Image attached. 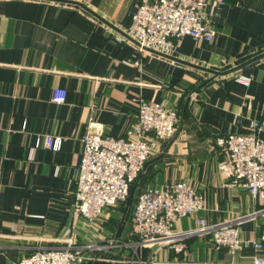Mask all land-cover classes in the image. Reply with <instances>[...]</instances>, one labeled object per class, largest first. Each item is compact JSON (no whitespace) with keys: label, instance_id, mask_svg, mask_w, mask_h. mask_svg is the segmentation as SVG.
Here are the masks:
<instances>
[{"label":"crops","instance_id":"crops-1","mask_svg":"<svg viewBox=\"0 0 264 264\" xmlns=\"http://www.w3.org/2000/svg\"><path fill=\"white\" fill-rule=\"evenodd\" d=\"M135 8L136 0H0V264L62 245L67 228L76 244L115 236L122 215L111 225L72 214L76 166L89 123L129 136L139 100L163 104L178 120L172 137L156 140L135 190L185 181L204 209L174 228L237 219L242 239L231 253L209 234L194 235L185 252L159 256L166 264L264 261V247L251 243L264 228V199L226 184L215 143L246 132L251 120L264 126V56L236 68L264 53V0H206L212 39L185 36L169 55L138 51L125 36ZM55 89L65 91L60 103ZM56 136L58 150L39 146L29 158L36 139Z\"/></svg>","mask_w":264,"mask_h":264},{"label":"built area","instance_id":"built-area-1","mask_svg":"<svg viewBox=\"0 0 264 264\" xmlns=\"http://www.w3.org/2000/svg\"><path fill=\"white\" fill-rule=\"evenodd\" d=\"M206 0H136V8L124 30L137 44L138 51L150 49L171 54L185 36L209 41L215 34L204 15ZM123 41V36L116 38ZM65 91L55 89L52 100L60 103ZM176 113L155 101H138L136 121L129 136H110L94 131V123L81 138L82 149L76 166V186L72 214L93 222L110 207L123 204L130 184L135 183L151 157L157 139L174 135ZM62 137L36 139V147L58 150ZM221 153L219 166L229 178L228 186L245 188L255 201L264 199V126L251 120L246 132L228 133L215 141ZM204 209V197L185 181L137 191L130 208L129 234L124 240L110 236L85 244H76L71 229L64 233L60 246L39 247L22 257L17 264H84L89 260H108L121 264H166L159 256L162 249L183 253L187 239L209 234L214 247L239 249L242 239L237 219L208 225L202 218L195 228L176 230L175 223ZM264 212V210H262ZM260 211L251 215L256 216ZM255 249L264 247V228ZM191 264L192 260L184 261ZM254 264H264L259 257Z\"/></svg>","mask_w":264,"mask_h":264},{"label":"water","instance_id":"water-1","mask_svg":"<svg viewBox=\"0 0 264 264\" xmlns=\"http://www.w3.org/2000/svg\"><path fill=\"white\" fill-rule=\"evenodd\" d=\"M262 56H264V53H261V54H258L252 57L248 61H245L241 65H238L236 68L242 66L243 64H246L247 62L258 59ZM212 72L217 73V74L219 73L217 71H212ZM135 188H136V182L130 184L128 187L127 197L124 201V211L121 217L120 225L118 226L117 231L115 233V237L120 240H124L126 238V235L129 229L128 215H129L130 208L133 204ZM84 264H121V263L100 259V260H89L85 262Z\"/></svg>","mask_w":264,"mask_h":264},{"label":"rangeland","instance_id":"rangeland-1","mask_svg":"<svg viewBox=\"0 0 264 264\" xmlns=\"http://www.w3.org/2000/svg\"><path fill=\"white\" fill-rule=\"evenodd\" d=\"M123 211L124 203L121 205L113 206L111 209H106L98 219H102L103 223L108 221V223L112 225V222H118L120 216L123 214Z\"/></svg>","mask_w":264,"mask_h":264},{"label":"trees","instance_id":"trees-1","mask_svg":"<svg viewBox=\"0 0 264 264\" xmlns=\"http://www.w3.org/2000/svg\"><path fill=\"white\" fill-rule=\"evenodd\" d=\"M136 194H137V189H136L135 192H134V197H135Z\"/></svg>","mask_w":264,"mask_h":264}]
</instances>
